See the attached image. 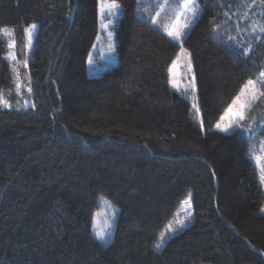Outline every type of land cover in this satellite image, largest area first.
Masks as SVG:
<instances>
[{
  "label": "trees",
  "instance_id": "16d2710c",
  "mask_svg": "<svg viewBox=\"0 0 264 264\" xmlns=\"http://www.w3.org/2000/svg\"><path fill=\"white\" fill-rule=\"evenodd\" d=\"M117 2V63L90 74L99 0H0V28L13 30L0 33V95L12 105L0 106V264H264V184L254 161L264 150V98L243 128L215 127L264 71V8L198 0L183 47L201 127L190 98L170 85L179 47L150 22L156 0H139L147 11L138 0ZM170 7L160 23L174 17ZM103 200L118 209L107 243L93 232ZM177 219L186 226L167 233Z\"/></svg>",
  "mask_w": 264,
  "mask_h": 264
},
{
  "label": "snow or ice",
  "instance_id": "6c2138e0",
  "mask_svg": "<svg viewBox=\"0 0 264 264\" xmlns=\"http://www.w3.org/2000/svg\"><path fill=\"white\" fill-rule=\"evenodd\" d=\"M259 5L261 8H264V0H242V6L248 7V6H254ZM172 8L173 13L175 14L174 19L175 22L172 24H160L159 17L161 16V12H163L166 8L170 7ZM159 8V11L155 12V15L150 17V22L152 24H156L159 27H161L164 32L167 34L168 37L171 38L172 41L175 42V44L179 47L180 51L176 55V59L173 61L172 66L168 69L172 79L171 83L173 84V87H176V69L180 66V63L183 62L184 67H186L187 72L190 75V84H191V90L195 92L196 84H195V74L193 72L192 67V61H191V53L188 52L187 49L183 47L184 44V38L187 35L186 30L190 29L192 25L198 20L200 14H201V8L199 5L198 0H175L174 4H170V0H162L161 3L157 5ZM121 5L117 2V0H100V17L101 21L107 20V23H102V27L104 29H108L110 27H113L115 23L117 22L119 15H120ZM143 10L147 11L146 9H141L139 5L138 0V11ZM264 15V13H262ZM242 18H247V12L244 13V16ZM37 25L32 24L30 27L25 28L24 31L27 33V45L29 49L32 46V35L33 31L36 29ZM218 29V26L213 28V31H216ZM255 31V28L253 29ZM259 31L261 33H264V26H261L259 28ZM0 33L6 34L11 36L13 33V30L8 27L0 28ZM108 37L111 40L112 33H108ZM99 39V38H98ZM228 39L233 40L234 38L229 36ZM15 40H12L8 47L14 48L15 47ZM110 49L112 51H115V46L110 45ZM251 51V47L244 49V54L247 55ZM7 58L11 61H16L17 56L14 51H10L7 54ZM92 58L89 57V63L91 64ZM25 67L27 66V61L24 62ZM13 72L16 73V90L19 92L21 84L19 80V73L17 72L16 68L13 67ZM32 89L29 87L28 92H31ZM261 98H264V71H261L259 73V76L257 79H248L243 86L240 88V91L238 95L233 99L232 103L228 105V107L224 111V115L220 117V120L216 123L215 127L224 133H229L230 131H235V129L243 128L244 127V121L246 119H250L249 116H247V113L251 111L252 106L256 103H258ZM27 101L24 102L25 105H27ZM0 106L2 107H12V105L8 102V100L4 99L2 95H0ZM193 107L196 109L197 114L199 115V107L196 104H193ZM228 117H234V119H227ZM203 119H200V125L203 127ZM257 127H260L259 125ZM261 130H264V128H261ZM247 131L249 133V136L251 137L253 135V129L251 125L247 126ZM261 146L264 147V142H261ZM254 159L257 163H260L262 160H264V157L260 156H254ZM260 172H261V182L264 183V164L260 165ZM191 199L192 194L191 192L188 193L187 199H185L182 202L181 208L185 212L184 219H187L191 217L192 213L190 211L191 209ZM109 206L111 207V202L106 201ZM264 211V209H262ZM178 215V214H177ZM112 219H115L116 213L115 210L111 213ZM184 219H177L175 220V227H173V224L170 222L166 226V232L174 234L180 229H183L186 225L184 223ZM107 227L105 229H94L95 235L98 240L101 242L107 243V236L110 234L112 229V221H106ZM166 239V233L162 232L160 234L159 242L155 244V247L157 249L161 248L163 243Z\"/></svg>",
  "mask_w": 264,
  "mask_h": 264
},
{
  "label": "rangeland",
  "instance_id": "374dc122",
  "mask_svg": "<svg viewBox=\"0 0 264 264\" xmlns=\"http://www.w3.org/2000/svg\"><path fill=\"white\" fill-rule=\"evenodd\" d=\"M144 1L145 0H140V2H144ZM161 2H162V0H156V2H154L152 4L157 6ZM174 3H175V0H170V4H174ZM170 9H172V8L170 7ZM148 10H149V8H148ZM156 11H159V9ZM120 14H121V10H120ZM99 15H100V0H99ZM153 15H155V12H153ZM162 17H163V15L161 13V16L159 17V19H161ZM174 22H175L174 17L173 18L171 17L170 19L166 18L160 24H165V23L172 24ZM102 23H107V20L101 21V17H100V31H99L97 40L95 41V45L92 49L91 55L89 56L92 58L93 62L90 64L89 58H88V63H87L88 64V72L90 74H94V73L97 74V73H99L105 69L111 68L112 66H114L117 63L116 51H112L110 49V45L115 46L114 26L116 25V23L113 27H110L108 29H104L102 27ZM189 30L190 29L186 30V32L188 33ZM109 32L112 33L111 40L108 37ZM33 36L34 35H32V40H33ZM179 51H180V49H179ZM179 51H178V53H179ZM191 61H192V57H191ZM171 66H172V64L170 65V67ZM192 67H193V62H192ZM193 72H194V68H193ZM169 76H170V81H171L172 77H171L170 73H169ZM175 80H176V87H173V84L170 82L171 87L174 90L178 91L180 94L190 98L192 104H196L198 106L196 89H195V92H193L191 90L190 75L187 72L186 67H184L183 62H181L180 66L176 69ZM195 84H196V80H195ZM194 111L197 114L195 108H194ZM197 119L199 121L201 119L200 118V112H199V115L197 114ZM227 119H234V117H228V118H226V120ZM257 156L264 157V150H262ZM254 161L258 165L259 169H260V165L264 164V160H262L260 163H257L255 159H254ZM191 209H192V199H191ZM191 209H190V211L192 213ZM113 210H115V213H116L114 220L112 219V216H111V213ZM117 214H118V209L112 203H111V207H110L109 204L105 200H103L102 201V208L99 211H97L94 215V222H93L94 234H95L94 229H105L107 227L106 221H112V229H111L110 234L107 236V242H108L114 234V229L116 227V222H117ZM102 243H104V242H102Z\"/></svg>",
  "mask_w": 264,
  "mask_h": 264
}]
</instances>
